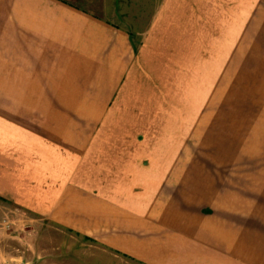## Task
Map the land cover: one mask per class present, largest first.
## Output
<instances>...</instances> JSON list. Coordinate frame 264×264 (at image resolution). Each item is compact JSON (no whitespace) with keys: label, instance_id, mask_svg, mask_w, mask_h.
I'll return each mask as SVG.
<instances>
[{"label":"crops","instance_id":"crops-1","mask_svg":"<svg viewBox=\"0 0 264 264\" xmlns=\"http://www.w3.org/2000/svg\"><path fill=\"white\" fill-rule=\"evenodd\" d=\"M131 3L142 36L94 13L117 0H0V218L129 264H264V177L192 151L236 54L264 82V0Z\"/></svg>","mask_w":264,"mask_h":264},{"label":"rangeland","instance_id":"rangeland-1","mask_svg":"<svg viewBox=\"0 0 264 264\" xmlns=\"http://www.w3.org/2000/svg\"><path fill=\"white\" fill-rule=\"evenodd\" d=\"M114 7L94 13L123 24L134 35L144 34L146 11L133 10L131 0H117ZM234 64V74L223 76V86L204 109L192 151L196 161L217 165L220 178L229 172L238 187L250 185L257 192L264 177L259 169L264 165V82L258 80L262 76L247 74L240 52ZM1 219L0 264H129L48 220L33 221L20 212Z\"/></svg>","mask_w":264,"mask_h":264}]
</instances>
